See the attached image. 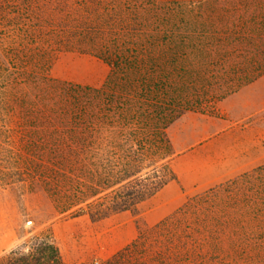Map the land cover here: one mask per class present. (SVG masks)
Segmentation results:
<instances>
[{
	"label": "rangeland",
	"instance_id": "rangeland-1",
	"mask_svg": "<svg viewBox=\"0 0 264 264\" xmlns=\"http://www.w3.org/2000/svg\"><path fill=\"white\" fill-rule=\"evenodd\" d=\"M262 101L264 0H0V257L45 232L65 264H264ZM139 169L206 183L160 220L67 209Z\"/></svg>",
	"mask_w": 264,
	"mask_h": 264
},
{
	"label": "trees",
	"instance_id": "trees-1",
	"mask_svg": "<svg viewBox=\"0 0 264 264\" xmlns=\"http://www.w3.org/2000/svg\"><path fill=\"white\" fill-rule=\"evenodd\" d=\"M101 92H103V88L86 89L79 87L78 89H75V94L78 96H90V94L98 95ZM79 104V112H77L76 109V114L79 116L75 117L78 120H83V122L85 121L86 123H88V128H91L85 136H81V141L79 142L80 149L88 151L96 142V136L93 133L96 131L97 128H95V124L99 121L100 118L95 110H88L87 107V109L84 110V107L81 106L82 104ZM157 115L158 116H156L157 118H155L153 123L152 138L153 140L155 139V142L157 143H160L158 142V140H161L162 142L168 145L170 142L165 134V130L169 123V119L160 117L159 113ZM137 141L134 142L135 145L138 144ZM143 144L144 143L142 141H139L138 145L142 146ZM143 171V169H139L129 175V179L131 178V180L128 182L130 183V187L125 192V194L124 192L117 191L115 195L108 201H100V198H94L97 197L100 193H102V191H91L85 196V198H72V200H70L69 202V206H67V209H72L77 205L86 203L91 209L89 211L90 216L93 219H101L108 216L110 212L130 210L134 208L139 202L154 195L170 180H175L177 178L175 173H171L169 176H160L156 174L155 170L153 172L148 171L145 174H141ZM255 173L257 174V176L262 175V177H264V165L259 166L255 170ZM250 175L251 173H245L244 175H242V177L250 178ZM126 179L120 180L113 184H109L107 186V189L114 188L116 185L119 184L123 186L122 182ZM237 181H239V179H236L235 181H231L229 183L233 184ZM127 186L128 185H126L125 187ZM221 187L224 188L225 185L219 186L216 189L214 188L211 192L216 191V193H218L220 190L219 188ZM260 196H262L260 198L264 201V184L260 186ZM0 264H65V261L53 233L37 232L32 234L30 237H28L25 241H23L15 248H13L7 254L1 256Z\"/></svg>",
	"mask_w": 264,
	"mask_h": 264
},
{
	"label": "crops",
	"instance_id": "crops-1",
	"mask_svg": "<svg viewBox=\"0 0 264 264\" xmlns=\"http://www.w3.org/2000/svg\"><path fill=\"white\" fill-rule=\"evenodd\" d=\"M257 83V82H256ZM260 108L264 106V102L259 103ZM206 182L194 181L189 184L185 183L183 180L181 182L182 185L177 184L175 181H170L166 183L160 190H158L154 195L149 197L147 200L143 202L145 208H150L145 211L146 218H149L155 213L158 214L156 220H160L169 214V210H167V205L177 198V196L182 192V190H189L196 186H200L205 184ZM175 187V192L171 196H166V191L170 188ZM171 211V210H170ZM160 213V214H159Z\"/></svg>",
	"mask_w": 264,
	"mask_h": 264
}]
</instances>
